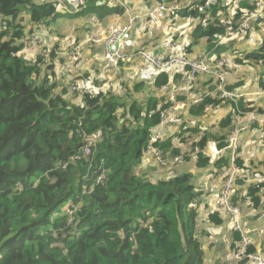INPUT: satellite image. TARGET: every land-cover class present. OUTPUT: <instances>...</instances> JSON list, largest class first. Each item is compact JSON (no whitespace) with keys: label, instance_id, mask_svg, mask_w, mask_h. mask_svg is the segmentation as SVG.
<instances>
[{"label":"trees","instance_id":"obj_1","mask_svg":"<svg viewBox=\"0 0 264 264\" xmlns=\"http://www.w3.org/2000/svg\"><path fill=\"white\" fill-rule=\"evenodd\" d=\"M157 1L143 0L147 11ZM100 2L90 1L79 12L63 13L56 8L59 0H0V24L8 21L7 30L0 29V264H206L198 223L200 197L207 192L191 172L156 175L159 167L151 165L156 160L145 156L164 114L177 101L171 104V96L162 92V86L170 82L169 71L158 73L155 80L135 82V92L151 94L147 99L120 91L69 96L63 80L55 79L53 56L44 63L43 56L28 58L23 53L20 39L27 32L25 24L50 27L60 18L93 13L104 18L124 11ZM228 9L197 0L152 23L161 25L163 32L168 29L163 35L170 34L169 43L189 34L183 44L187 57L228 56L251 67L257 88L264 91V11L253 21V29L241 35L249 39L252 30L261 34L254 48L245 50L231 31L238 29L255 5L242 0L235 10ZM177 76L182 89L183 81L194 83ZM207 76L200 81L205 92L188 108L190 115L199 118L205 116L207 105H236L234 100L220 98L215 78ZM243 85L240 82V89ZM227 89L237 90L238 84ZM237 102L241 112L257 109L244 96ZM231 115L221 120L222 128L230 124ZM189 125L182 120L177 133L154 143L163 151L166 164L181 154L178 144L186 140V132L200 131ZM99 129L104 136L89 158L74 160L83 144V131ZM210 138L205 132L193 147L203 148ZM224 139L225 135L217 139L220 147L226 145ZM228 161L220 158L211 171L218 173ZM237 162L240 169H250L244 160ZM209 165L208 158L199 154L197 166ZM237 185L232 197L235 205L240 200L261 208L264 195L255 185L245 187L243 180ZM209 217L216 225L224 222L219 212ZM241 240V232L235 231L234 249ZM254 252V246L248 245L247 255ZM247 260L239 264H248Z\"/></svg>","mask_w":264,"mask_h":264},{"label":"built area","instance_id":"obj_2","mask_svg":"<svg viewBox=\"0 0 264 264\" xmlns=\"http://www.w3.org/2000/svg\"><path fill=\"white\" fill-rule=\"evenodd\" d=\"M100 1V0H59L56 8L58 12L76 13L86 8L88 2ZM110 5L127 7L124 0H104ZM197 0H187L185 3H179L177 1L158 0L155 7L152 10L147 11L143 15L134 14L131 15L127 22L116 21L109 31L102 36H97L92 39H87L82 42L76 43L74 40L67 38L65 40L67 46H71L75 49L74 53L66 54L65 51L58 52V49L53 47L54 40L57 38L52 36L47 27L40 25H33L30 29L26 26L27 32L20 39V43L26 48H36L38 53L44 57V60L50 61V58L54 57V69L57 76L63 80V85L67 88V94L69 96L94 94L108 91H124L123 80L120 76V64L123 60H126V49L133 46L135 38L133 30L137 28L138 20L146 18L149 22H157L162 18L170 15L172 12H177L184 7L192 5ZM208 6H221L224 8H238L239 3L242 0H205ZM255 5V10L248 13L246 19L240 24L237 30L231 31L233 37L246 35L253 27V21L260 18L264 11V0H249ZM8 21L3 20L0 24L1 30H7ZM91 44L100 45L103 48V60L105 62V78L103 82H98L97 78L93 74L84 75L83 77L74 76L69 79L68 76L72 74V71L82 72V69L86 65L91 63V60L87 58L85 52L86 47ZM178 49V52L167 56H155L150 55L146 46L138 51V55L144 60L153 63L156 71L150 74V79L155 80L158 73L162 71H169L170 82L162 86V92H168L171 96V104L176 101V92L174 90L175 76L186 75L190 79H194L198 73L208 74L217 80L218 89L220 92V98L231 99L236 102L237 98L241 97V94L227 89V77L233 68H240L241 65L236 60L222 56L219 59H210L207 56L200 58L187 57L185 55L184 47L182 44L174 43ZM65 57V58H64ZM93 60V64H94ZM76 73V74H77ZM68 78V79H67ZM68 80V81H67ZM235 107V106H234ZM214 105H207L205 111L213 110ZM174 110V106H171L164 114V120L156 130V133L150 140L146 150L145 156L148 159H154L161 164H165L164 153L161 149L155 147L156 141L162 140L167 134V121L168 113ZM237 105L233 109V114H237ZM257 115L252 113V119H256ZM244 129V128H242ZM206 130H208L206 128ZM240 128L236 131L240 132ZM210 133V131L208 132ZM205 135L196 136L190 140L192 146L191 157L193 160H199V154L208 158V162L211 165H215L217 161L223 156L224 148L220 147V142L215 138H210L206 145L202 148L199 144L193 147L195 143H199L200 138ZM104 136L103 130L99 129L93 133H87L83 131V144L78 150L77 154L73 157L74 160L88 159L92 153L93 148ZM227 147H231L236 152L238 149V137L237 135L230 136L227 141ZM184 162V155L180 154L172 159L174 165H179ZM225 183L222 190L216 192L211 197L204 198L203 212L205 214V221L211 222L209 215L214 212L225 213L227 215H235L236 218L233 224V230L241 232L243 231L242 222L240 221V206L235 205L232 202V197L235 195V188L240 180H243L247 185H255L259 192H264V167L261 169L242 170L236 164L235 161L230 166L225 168ZM104 179V175L100 177V180ZM247 200H251L250 196H247ZM250 244L249 239L242 233V240L238 244V249L235 252V256L240 260L247 258L248 264H264V254L260 252H254L247 255V247Z\"/></svg>","mask_w":264,"mask_h":264},{"label":"crops","instance_id":"obj_3","mask_svg":"<svg viewBox=\"0 0 264 264\" xmlns=\"http://www.w3.org/2000/svg\"><path fill=\"white\" fill-rule=\"evenodd\" d=\"M124 2L126 3L127 7L120 6V7L124 8V11L121 14L117 13V14L112 16V17H114V21H113L111 27L113 26V24L116 21L127 22L129 20L130 16L134 15L131 12L132 8H135V10L137 9L138 11H140L144 7L143 14H145L147 12V9H146V6L144 5L143 0H124ZM136 3H139V4H136ZM143 14L138 13V15H143ZM144 20H146V18L141 17V19L138 20V22H137V28L135 30H133V35L135 38L134 45L137 42V40L139 39L138 32L140 30V27L138 25L140 24L141 21H144ZM140 25H142V24H140ZM31 27L32 26L30 25V29H31ZM111 27L107 28L106 31H102V35H105ZM28 29H29V27H28ZM47 29L52 34V36H54V32H51L52 30L49 27H47ZM165 30L166 31H164V32L166 33L168 31V29H165ZM186 30L190 31L191 29H186ZM187 31H186V33H187ZM102 35H100V36H102ZM187 36H189V34H187ZM187 36L185 35V36L179 38V40H176L175 42H173V41L170 43L168 42L166 46H164V45L162 46V44L159 41H155V42L154 41H148V44L145 46H148V45L151 46L153 48L151 50H153V52L155 54L156 53L161 54L162 47H164L165 52H166L165 54L168 55L169 53H172V52L176 53L177 49H175L172 45L174 43L183 45L184 42H186V40H187ZM160 37L161 38L165 37V35H161ZM241 37L242 36L240 35V36H237L236 38H241ZM259 40H260L259 36L254 37V39H251V40H248L246 38V42L242 43L240 48L245 49V50H251L254 48L255 44H257V42H259ZM89 47H90V49H88ZM99 48H102V47L100 45H96V44H91V45H88L86 47L84 52H85L88 60L89 59L91 60V63L89 65H86L85 68L82 69V72L77 73L76 70L72 71V74L70 76H68L69 79H72L74 76L83 77L84 75L93 74L96 76L98 82H103V80L105 78V73L107 72V68L105 69V62L103 60V53L102 54L100 53ZM26 49H30V50H26ZM26 49H24L23 53L28 58L29 57L30 58L35 57L38 53V50L36 48H26ZM26 52H30L32 54V56L27 55ZM161 55L165 56L164 54H161ZM131 56H132L131 50L129 47L126 50V61H128V62L131 61L129 59V58H131ZM139 57H140L139 59H143L141 56H139ZM93 60L95 61L94 64H93ZM255 73H256L255 70H253L251 67H248V66L241 65L240 68H233L227 77V85L238 84V89L234 90V91L240 93L241 97H243V96L246 97L248 101H252L254 103L253 106L257 109L252 110V111H242L241 112L240 107H239L238 102H237L240 100V97H239L236 100V105H237V109H238V113L236 115L233 114V109L236 107V105L234 107L231 105L230 106L226 105V103H224V105H220V106L214 105V108L211 111H208V112L205 111V116L203 118H199V117L190 115L188 112V108L192 102H194L196 99L199 98L200 93L202 95V93L205 92V90L203 89V86H202V82H200V81L209 79L207 76L208 74L198 75V77L196 76L194 79H191V81L194 82L192 85L190 83H188L187 92H188V94L194 95V97H192L190 100L186 101V102H189L188 104H186L185 102H181V100H182L181 96L178 97L179 90H181V91L186 90L187 85L183 84L185 86V88L183 86V89H182L181 80L180 79L177 80L178 76L175 78L174 90L176 92V100L177 101L174 104V110L170 111L168 113L167 121L169 123L167 124V134L171 133L170 124L172 122H175L176 128H178V129H176L177 131H175L177 133L178 130L180 129L179 127H181V122L183 120L185 122L187 121V123H189L190 126L196 125V126H200L201 128L204 126V124H206V128L208 125L212 126L213 128H211V130H210L211 138H214V136H224L225 135L224 141L226 142L230 136L237 135L238 142H239L238 149L236 152L234 151L233 148L227 147V145H228L227 142H226V145L222 147V148H224V153H223L222 157H227L229 159V161H228V164L216 174H214L211 171L212 167L214 165L210 164L208 166V168H202V167L197 166L198 161L193 160L191 157V150H192L191 144H186L185 149H184V143L178 144L180 146V150H181L180 153L181 154H185L186 152L187 153L189 152V154L187 155L189 158V159L188 158L187 159L189 161L184 160V162L182 164H179V165H174L171 161V163L169 164L172 166L173 165L176 166V167H172V168H175V170H176L175 174H183V173H189V172L193 173L195 176V182L196 183H197L196 178L203 175V174H205L208 179H211V182H208L209 185H207V188H205V190L206 189L208 190L207 192L209 194L208 193H202L201 197H200L201 202H202V203L200 202L201 203L200 204L201 220L198 223V230L201 233L200 236L202 237V242L204 244L203 248H204L205 253H206V264H234L233 262L231 263L225 259V256L229 255L228 251H230L232 249L234 250V257L237 260V262H235V264H239V261L241 260V259L239 260L235 256V252L238 249V244L241 241H238L236 243L237 249L233 248V244L235 243V241H234L235 230H233V228H232L233 224L231 223V219L233 218V215H227L225 213H219V216L223 219L224 222L219 224V225L214 224L212 221L209 223V222L205 221V218H204L205 214L203 212V208H204L203 201H204V198H206V196L211 197L216 192H219L220 190H222L223 185L225 183V179H226L225 168L227 166H230L233 161H235L236 164L238 165V162H237L238 159L244 160V162L247 164V166L249 168H252V169H254V168L255 169H261L264 167V142H263V137H264V91H261L257 88L256 82H257L258 78H257ZM55 74H56L55 79L57 78L58 80H60V78L57 76L56 71H55ZM146 76H147L146 79L151 81L150 75H146ZM199 76H202V77H199ZM210 76L211 75H209V77ZM181 77H187V76L181 75ZM201 78H203V79H201ZM148 80H144V81H148ZM240 82H244V85L241 87V89H240ZM214 85H216V89H217V91H219L218 86H217V81H215V79H214ZM124 86H125V93L134 94L137 98L139 97L140 99H147L149 96H151V94L146 92V90H141L139 92H137V91L135 92V90H133L132 88H129L131 91H126V85L123 83V87ZM153 95L156 96L155 94H153ZM260 101H263V103L261 104ZM229 113L232 114L230 124L228 126L222 128L220 125V122L222 119L227 118ZM252 113H255L257 115L256 119H252ZM170 121H171V123H170ZM207 121L212 122V123L210 124ZM213 122H215L216 126L213 124ZM216 122H218L219 124H217ZM239 128L241 130L239 133H237L236 131ZM242 128H244V129H242ZM208 132H209V130H208ZM215 138H217V137H215ZM252 141H253V143L257 142L258 146L249 147V145L252 144V143L251 144H249V143ZM251 148H252V151H250ZM190 164H192V165L190 166ZM167 165L168 164H166V163L163 164L164 167H166ZM172 175H174V174H172ZM197 185L199 186L198 183H197ZM244 186L247 187L248 185H246V183H245ZM259 194L264 195V192L259 193ZM240 205L249 207L250 212L252 211V214L254 216L253 220H249V219L246 220L244 217V214L240 213L239 218H240V221L242 222V226L244 223V226L247 225V227L251 228V230L253 231V233L251 234L250 237H247L243 231H242V233L249 239V241H250L249 245H253L256 252H260V253L264 254V203L261 206V208L260 207L254 208V207L248 206L247 203H244V204L240 203V200H239L237 206H240ZM240 210H241V207H240ZM235 218H236V216H235Z\"/></svg>","mask_w":264,"mask_h":264},{"label":"rangeland","instance_id":"obj_4","mask_svg":"<svg viewBox=\"0 0 264 264\" xmlns=\"http://www.w3.org/2000/svg\"><path fill=\"white\" fill-rule=\"evenodd\" d=\"M100 1H104V0H100ZM100 1L99 2L95 1V2L101 3ZM136 4H139V3H136ZM143 9H144V7L140 11H138L137 9L135 10V8H132L131 12H132V14H138V13L143 14V12H144ZM226 9H228V8H226ZM233 10H235V7L228 9L229 12H231ZM113 21H114V17H112V16H110V17L106 16L104 18H101L95 13L84 15V16L79 15L77 17L60 18L55 25H51L49 27L52 30L51 32H54V37L57 38L56 40H54L53 47L57 48L58 52L65 51L66 54H68V53L73 54L75 49L71 46L66 45L65 40L67 38H69L70 40H74L76 43L82 42V41L87 40V39H92L94 37L102 35V31H106L107 28L111 27ZM140 24H142V25H140ZM140 24L138 25L140 27V30L138 29L139 30V32H138L139 39L137 40V42L135 43V45L133 47L132 46L130 47L132 56L129 59L131 61L128 62L126 60H123L120 64V76L119 77L121 78V80H123V83L126 85V91H131L129 88L133 89L135 82L148 80V79H146V77H147L146 75H150L151 73L156 71V68L153 65V63L148 62L144 59H139L140 57L138 56V51H140L141 48H143L145 45H147L148 41H154V42L159 41L162 44V46L167 45V43L169 42V41H167V39H170V41H171V37H169L170 34H168V37H162V38L160 37L161 35L164 34V32L162 31L163 29L160 28L161 25H156V24H153L152 22H148L146 20L141 21ZM30 25L33 26L32 24H30ZM30 25L25 24V26H27V27H30ZM42 25H44V24H42ZM44 26H46V25H44ZM253 26H254V24H253ZM175 27H177V24ZM169 30L172 31V29H169ZM172 34H175V32L172 31ZM258 36H259V38H261V34L259 32H257V31L254 32V30H252V32H250V34H249L248 40L254 39V37H258ZM172 41L175 42L176 40H172ZM236 41H237V44L240 43L239 45L241 46L242 43L246 42V37L239 38ZM90 47L88 49H90ZM146 49L148 50L150 55H154L153 50H151V49H153L151 46H149V45L146 46ZM26 50H30V49H26ZM99 50H100V53L102 54L103 49L99 48ZM83 53H84V51H83ZM161 53L166 55L164 47H162ZM26 54L29 56H32V54L30 52H26ZM39 55L40 54L37 53L36 56H39ZM44 63H48V61L44 60ZM183 84L187 85L186 90H182V91L179 90V93L178 92L177 93H178V97L181 96L182 98H184L181 100V102H185L186 104H188L189 102H186V101L190 100L192 97H194V95L188 94V92H187V89H188L187 81H183ZM122 93H125V86H124V91H122ZM199 96H201V93L199 94ZM260 103L262 104L263 101H260ZM207 122L210 124L212 123L209 121H207ZM170 123H171V121H170ZM216 123L219 124L218 122H216ZM187 124H189V123H187ZM213 124L216 126L215 122H213ZM170 127H171L170 128L171 133H175V131H177L176 129H178V128H176L175 122H172L170 124ZM191 127H192L191 129L199 128L200 131L194 132L192 130H189V131L187 130L188 132L185 133V137H184V138H186V140L184 142H182V143H184V149L186 148V144H190L191 139L195 138L196 136L202 135V133L208 132V130L210 131L211 128H213L212 126L208 125L207 126L208 130H206V124H204V126L202 128L200 126H196V125L191 126ZM209 135H211V134L209 133ZM215 137H217V138H215ZM220 137L221 136H214L215 139H218ZM249 144H251V145H249V147L258 146L257 142L253 143V141L250 142ZM250 151H252V148L250 149ZM188 154H189V152L188 153L186 152L184 154L186 161H189L188 160L189 158L187 156ZM155 162L152 161L151 165H152V167H159L158 170H154L156 172L155 173L156 175L171 176L172 174L176 173L175 168H172V167H176V166H174V165L173 166L168 165L166 167H164L162 165L158 166V164H156ZM191 165L192 164H190V166ZM196 181L205 190V188H207V185H209L208 182H211V179H208L207 176L205 174H203V175L197 177ZM237 186H239V185H237ZM238 188H240V187H238ZM207 191L208 190L206 189L204 192H207ZM240 203H242V202H240ZM68 205H69V203L65 204L63 207V210L66 209ZM240 207H241L240 213L244 214L245 219L246 220L247 219L253 220L254 216L252 214V211L250 212L249 207L241 206V205H240ZM234 220H235V215H233V218L231 219L232 224H234ZM243 232L245 233V235L247 237H250L251 234L253 233L251 228L247 227V225L244 226V223H243ZM228 254H229L228 256L227 255L225 256V259L227 261H229L231 263L233 262L235 264V262H237V260L234 257V250L232 249V250L228 251Z\"/></svg>","mask_w":264,"mask_h":264},{"label":"bare ground","instance_id":"obj_5","mask_svg":"<svg viewBox=\"0 0 264 264\" xmlns=\"http://www.w3.org/2000/svg\"><path fill=\"white\" fill-rule=\"evenodd\" d=\"M230 86V85H229Z\"/></svg>","mask_w":264,"mask_h":264}]
</instances>
